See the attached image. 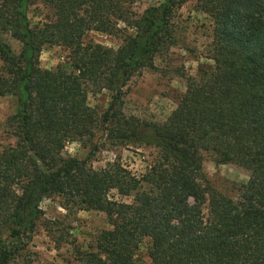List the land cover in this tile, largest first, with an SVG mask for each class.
<instances>
[{
  "label": "trees",
  "instance_id": "trees-1",
  "mask_svg": "<svg viewBox=\"0 0 264 264\" xmlns=\"http://www.w3.org/2000/svg\"><path fill=\"white\" fill-rule=\"evenodd\" d=\"M35 1L0 0V95L18 101L8 120L16 142L0 151V264H11L14 243L33 238L41 202L54 196L66 209L106 212L111 223L95 248L74 246L73 261L58 264H135L145 239L152 264H264V0H197L214 23V64L187 77L160 123L127 115L124 88L175 44V19L188 0H164L140 16L136 0H40L53 15L33 26ZM90 31L122 33L123 43L86 41ZM7 32L22 44L19 54ZM48 44L69 50L71 71L40 66ZM90 89L111 92L105 112L88 104ZM70 141L90 143L91 155L106 142L157 155L141 175L120 163L95 169L63 155ZM207 152L250 171L237 197L207 179Z\"/></svg>",
  "mask_w": 264,
  "mask_h": 264
},
{
  "label": "rangeland",
  "instance_id": "rangeland-1",
  "mask_svg": "<svg viewBox=\"0 0 264 264\" xmlns=\"http://www.w3.org/2000/svg\"><path fill=\"white\" fill-rule=\"evenodd\" d=\"M164 0H136L133 10L137 16L151 6ZM50 8L37 0L29 8L28 16L33 26H42L51 16ZM124 33L134 30L120 24ZM214 23L211 17L197 9V0H188L178 10L175 19V44L158 54L154 67L137 72L124 88V112L148 122H164L186 91L187 77L200 73L203 68L213 66L210 50ZM13 50L19 54L22 44L11 33L3 34ZM86 41L118 49L123 43V34L90 31ZM40 66L54 69L58 66L71 71L69 50L63 45H45L40 54ZM3 61L0 58V73ZM111 92L107 89H90L88 104L99 112L107 110ZM18 101L12 94L0 95V151L15 144L8 120L17 112ZM91 155L93 145L79 141L66 144L63 155L78 159H89L95 169L120 163L137 175L144 174L154 162L157 149L145 145H113L106 142ZM203 171L211 184L223 193L237 197L238 189L250 178V171L234 163L220 164L213 153L203 155ZM119 199L117 191L111 193ZM130 202L132 198L122 197ZM40 217L33 238L22 245L14 243L19 251L11 264H58L74 259V246L82 250L95 248L102 231L111 228L106 212L95 209H66L62 199L54 196L41 202ZM75 244V245H74ZM150 240L145 239L135 255V264H152L149 256Z\"/></svg>",
  "mask_w": 264,
  "mask_h": 264
}]
</instances>
